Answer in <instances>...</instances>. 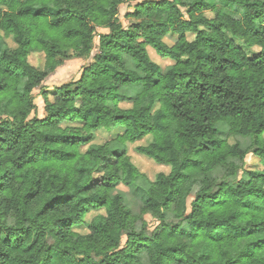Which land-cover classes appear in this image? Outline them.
Here are the masks:
<instances>
[{
  "label": "trees",
  "instance_id": "trees-1",
  "mask_svg": "<svg viewBox=\"0 0 264 264\" xmlns=\"http://www.w3.org/2000/svg\"><path fill=\"white\" fill-rule=\"evenodd\" d=\"M130 1L0 0V264H264V0H141L123 25ZM71 58L90 59L78 79L40 87ZM146 136L135 152L169 172L133 215L110 192L142 177L126 143ZM247 154L263 168L229 183Z\"/></svg>",
  "mask_w": 264,
  "mask_h": 264
},
{
  "label": "rangeland",
  "instance_id": "rangeland-1",
  "mask_svg": "<svg viewBox=\"0 0 264 264\" xmlns=\"http://www.w3.org/2000/svg\"><path fill=\"white\" fill-rule=\"evenodd\" d=\"M141 0H133L127 3H123L119 6V20L123 25H127V19L124 17L127 11H132L133 7L136 3ZM99 32H106L107 30L99 29ZM191 37V36H190ZM164 40L171 44L174 41V36H166ZM2 43H7L11 45L12 42L9 38H3L1 40ZM98 38L95 37L94 43L97 45ZM147 51L155 62L159 63L162 67V73H165L173 64V61L161 58L154 52V50L147 46ZM257 51V49H253L251 51H247L250 55L251 53ZM126 58V66L130 69H134V65L128 57ZM31 64L36 67H42L44 63L43 54L41 52H35L29 55L28 57ZM90 59L83 58H71L69 60L64 61V63L57 67L53 73L48 75L41 83L40 87L52 89L53 87L60 86L64 83H68L70 81L76 80L80 76V72L83 68V65L87 64ZM140 86L131 85L121 89V95L124 99L120 102L122 107L129 106V99L134 97L136 92L138 91ZM32 95L34 97V101L37 105V116H43V100L40 96V88H36L33 90ZM219 136L225 137L229 143H234L238 141L242 149H246L250 145V140L248 138H243L237 136L236 138L227 135L228 126L222 122L217 125ZM112 137V134L107 133L105 130L96 131V136L94 142L101 143L104 140ZM151 140V136H146L140 140H136L133 143H126V150L130 156L131 161L138 167L139 171L142 173V177L138 178V180L130 186H124L118 183L113 190L110 192L111 195L119 194L122 197L123 203L126 207H128L133 215H139L140 207L142 205V201L146 198V193L149 188V182L153 181L156 174L159 172L168 173L169 166L164 164H158L154 162L152 159L135 152L134 147L139 144H147ZM229 162H233L235 165H239L240 161L235 158H229ZM263 165L260 163L259 159L254 157L252 154H247L245 157V162L242 165L241 169H238L235 176H229L227 178L228 182L231 184H235L236 181H240L244 179L243 171L245 170H261ZM226 168L223 166L218 167L216 170L209 174L210 179H221L225 177ZM191 198H189L190 201ZM102 214L103 210L98 211H89L85 217L83 223L77 225L75 229L80 233H85L87 231V224L92 220L93 217L97 214ZM145 219L148 221L150 225V229L154 227V220L149 216L145 215ZM136 227L140 226L139 222H136Z\"/></svg>",
  "mask_w": 264,
  "mask_h": 264
}]
</instances>
